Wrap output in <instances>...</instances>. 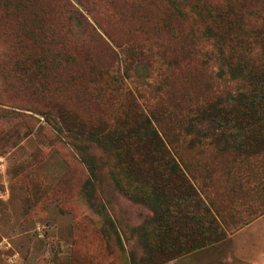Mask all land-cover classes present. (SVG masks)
I'll return each instance as SVG.
<instances>
[{
    "label": "rangeland",
    "instance_id": "obj_1",
    "mask_svg": "<svg viewBox=\"0 0 264 264\" xmlns=\"http://www.w3.org/2000/svg\"><path fill=\"white\" fill-rule=\"evenodd\" d=\"M144 1L158 6L151 20L142 0H0V264H264V153L237 164L192 146L175 114L213 87L237 86L219 80L214 63L199 64L210 48L187 6L178 17L164 0ZM131 102L165 113L159 137L177 163L210 175L226 199L235 186L245 204L235 220L262 214L220 241L163 257L152 210L114 183L109 156L42 115L61 108L110 121Z\"/></svg>",
    "mask_w": 264,
    "mask_h": 264
},
{
    "label": "trees",
    "instance_id": "obj_2",
    "mask_svg": "<svg viewBox=\"0 0 264 264\" xmlns=\"http://www.w3.org/2000/svg\"><path fill=\"white\" fill-rule=\"evenodd\" d=\"M142 1L148 7L143 13L151 20L149 13L158 6ZM164 1L173 6L176 16L182 17V6H187L188 17L199 20L198 39L210 48L200 52L199 64L214 63L215 76L237 86L232 91L213 87L205 100H191L176 111V118L187 122L182 125V132L189 144L212 148L232 162L238 160L237 164L264 153V0ZM253 4H261L262 8L249 9ZM103 87L106 89L105 84ZM56 111L55 115H42L56 118L84 144L100 148L109 156L114 183L131 190L130 195L150 207L154 214L153 233L162 240L156 249L163 257L167 255L166 259L173 260L220 241L228 230L233 232L262 214L256 212L242 222L235 220L237 210L245 207L237 198L235 186L230 187L231 196L226 199L221 190L213 189L210 175L200 177L188 166L177 163L166 149L173 147L159 137V127L167 119L165 113L141 110L132 102L118 107L110 121H84L61 108ZM88 174L83 191H89L93 177L89 165ZM237 175L226 173L231 180H237ZM209 188L211 193L207 194L205 190ZM228 216L235 221L228 223ZM102 219L111 225L104 216Z\"/></svg>",
    "mask_w": 264,
    "mask_h": 264
},
{
    "label": "crops",
    "instance_id": "obj_3",
    "mask_svg": "<svg viewBox=\"0 0 264 264\" xmlns=\"http://www.w3.org/2000/svg\"><path fill=\"white\" fill-rule=\"evenodd\" d=\"M175 263V261H172L170 264H174Z\"/></svg>",
    "mask_w": 264,
    "mask_h": 264
}]
</instances>
